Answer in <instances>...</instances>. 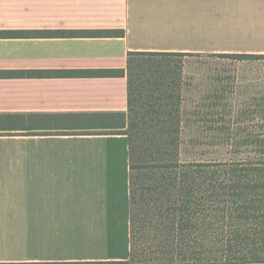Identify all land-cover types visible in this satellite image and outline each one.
<instances>
[{
  "label": "crops",
  "instance_id": "0c3cea01",
  "mask_svg": "<svg viewBox=\"0 0 264 264\" xmlns=\"http://www.w3.org/2000/svg\"><path fill=\"white\" fill-rule=\"evenodd\" d=\"M0 30L124 31L0 37V115L121 112L125 77L78 71L128 51L264 53V0H0ZM129 204L125 135H0V264L128 260Z\"/></svg>",
  "mask_w": 264,
  "mask_h": 264
},
{
  "label": "trees",
  "instance_id": "16d2710c",
  "mask_svg": "<svg viewBox=\"0 0 264 264\" xmlns=\"http://www.w3.org/2000/svg\"><path fill=\"white\" fill-rule=\"evenodd\" d=\"M29 34L124 31L0 30L6 38ZM202 55L264 59V53L128 51L124 68L78 71L125 77V111L0 115V135L127 137L130 256L87 264H264V93L242 102L236 115L225 86L220 95L198 99L182 58ZM44 128L55 131H34ZM220 133L232 143L215 149L218 157L202 159Z\"/></svg>",
  "mask_w": 264,
  "mask_h": 264
},
{
  "label": "rangeland",
  "instance_id": "374dc122",
  "mask_svg": "<svg viewBox=\"0 0 264 264\" xmlns=\"http://www.w3.org/2000/svg\"><path fill=\"white\" fill-rule=\"evenodd\" d=\"M182 61L187 77L194 79L192 95L198 99L202 95H220L221 87L225 86L227 89L225 96L228 101L230 100L235 106L238 105L233 109L234 115L244 109L242 102L264 93V59L239 61L202 55L187 56L182 58ZM216 136H218L215 140L216 144L213 143L215 145L209 148L208 153L202 154V159L218 157L215 149L226 147V143H232L223 138L226 136L224 133ZM204 145L202 144V149Z\"/></svg>",
  "mask_w": 264,
  "mask_h": 264
}]
</instances>
